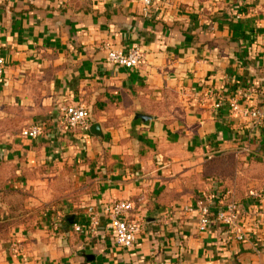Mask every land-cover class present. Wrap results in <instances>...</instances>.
I'll use <instances>...</instances> for the list:
<instances>
[{
  "label": "crops",
  "instance_id": "crops-1",
  "mask_svg": "<svg viewBox=\"0 0 264 264\" xmlns=\"http://www.w3.org/2000/svg\"><path fill=\"white\" fill-rule=\"evenodd\" d=\"M134 44L138 67L107 62ZM0 54V162L11 174L0 186L32 194L0 264H264L251 214L262 188L237 179L262 155L264 125L249 140V122L214 108L233 96L264 103V0H155L147 11L139 0H0ZM67 105L90 110L88 134L62 128ZM34 125L41 135L22 138ZM214 187L248 211L245 241L214 221L200 233L183 211ZM112 201L141 222L130 250L107 227ZM91 206L96 233H75Z\"/></svg>",
  "mask_w": 264,
  "mask_h": 264
},
{
  "label": "built area",
  "instance_id": "built-area-1",
  "mask_svg": "<svg viewBox=\"0 0 264 264\" xmlns=\"http://www.w3.org/2000/svg\"><path fill=\"white\" fill-rule=\"evenodd\" d=\"M155 0H139L143 11H147ZM107 62L116 67L127 70L138 67L143 61V51L141 46L132 45L125 52L109 49L107 51ZM5 74V61L0 54V86L3 84ZM214 108L218 111L227 110L243 122H249L251 126L249 140L252 139L259 129L264 125V103L261 107H249L240 103L235 96L224 103L222 99H217ZM61 125L65 131L88 134L91 130V112L81 105H67L61 108ZM253 132V133H252ZM42 133L39 125L31 126L21 131V137L27 140H35ZM253 135V136H252ZM245 152L251 153L248 148ZM254 198L258 199L260 209L251 211L256 217L258 228L264 232V188L260 193H256ZM102 213L107 218V227L112 234L113 243L122 249L130 250L135 246L137 236L141 231V222L128 219V204L124 201H112L102 208ZM183 211L194 214L197 220V230L205 232L212 221L226 229L236 242H243L247 239L244 231V216L248 213L236 201L231 189L213 190L187 205ZM249 214V213H248ZM87 220L84 224H74L72 226L75 233H96L100 223V212L95 207L86 208Z\"/></svg>",
  "mask_w": 264,
  "mask_h": 264
},
{
  "label": "rangeland",
  "instance_id": "rangeland-1",
  "mask_svg": "<svg viewBox=\"0 0 264 264\" xmlns=\"http://www.w3.org/2000/svg\"><path fill=\"white\" fill-rule=\"evenodd\" d=\"M1 132V125H0ZM21 130H19V134ZM5 141L2 140L0 135V145ZM256 150H253V152ZM262 153L252 155L247 160V166H243L238 171L237 179L241 182L252 183L258 182L261 188H264V145L260 149ZM0 162V185L2 180H7L10 177V169L5 168ZM231 164L230 159L224 161L223 165ZM239 163V162H238ZM243 163V162H240ZM245 163V162H244ZM9 169V170H7ZM8 181V180H7ZM263 186V187H262ZM256 189V187L254 188ZM23 194L14 193V191L4 192L2 186H0V248L2 245L9 243L13 239L14 231L19 225H26L28 221L20 219L21 216L26 214V208L24 201L32 194L29 191H21ZM17 230V229H16Z\"/></svg>",
  "mask_w": 264,
  "mask_h": 264
},
{
  "label": "water",
  "instance_id": "water-1",
  "mask_svg": "<svg viewBox=\"0 0 264 264\" xmlns=\"http://www.w3.org/2000/svg\"><path fill=\"white\" fill-rule=\"evenodd\" d=\"M135 118H136V119H140V120H142V121H146V120H148L150 117H147V116H144V115L137 114Z\"/></svg>",
  "mask_w": 264,
  "mask_h": 264
}]
</instances>
